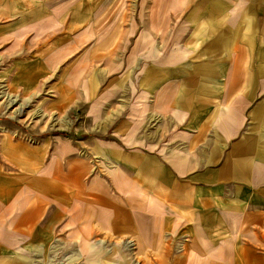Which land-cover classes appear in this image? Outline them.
<instances>
[{
  "label": "crops",
  "instance_id": "0c3cea01",
  "mask_svg": "<svg viewBox=\"0 0 264 264\" xmlns=\"http://www.w3.org/2000/svg\"><path fill=\"white\" fill-rule=\"evenodd\" d=\"M158 16L173 29L142 46L133 86L89 92L121 115L94 137L93 162L69 169V211L148 264H264L246 258L264 256L246 241L264 222V0H175Z\"/></svg>",
  "mask_w": 264,
  "mask_h": 264
},
{
  "label": "rangeland",
  "instance_id": "374dc122",
  "mask_svg": "<svg viewBox=\"0 0 264 264\" xmlns=\"http://www.w3.org/2000/svg\"><path fill=\"white\" fill-rule=\"evenodd\" d=\"M174 4L0 0L5 14H0V264H148L154 259L136 255L127 241L81 231L68 208L78 205V192L62 185L73 166L80 167L84 158L93 162L94 137L121 115V104L111 106L109 96L99 101L98 95L95 106L90 90L132 85L142 46L158 45L159 36L164 40L173 29L170 22L165 32L159 30L158 12ZM34 10L48 15H38L36 24L29 16L21 28H10ZM254 230L259 239L246 241L264 251V222ZM246 258L264 263V256Z\"/></svg>",
  "mask_w": 264,
  "mask_h": 264
},
{
  "label": "bare ground",
  "instance_id": "6f19581e",
  "mask_svg": "<svg viewBox=\"0 0 264 264\" xmlns=\"http://www.w3.org/2000/svg\"><path fill=\"white\" fill-rule=\"evenodd\" d=\"M11 102H12V100H11ZM15 102V101H14Z\"/></svg>",
  "mask_w": 264,
  "mask_h": 264
}]
</instances>
